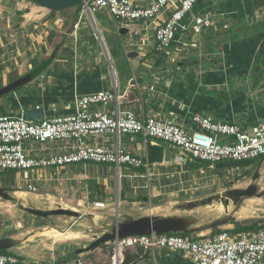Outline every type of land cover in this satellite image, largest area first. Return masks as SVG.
Instances as JSON below:
<instances>
[{"label": "crops", "instance_id": "0c3cea01", "mask_svg": "<svg viewBox=\"0 0 264 264\" xmlns=\"http://www.w3.org/2000/svg\"><path fill=\"white\" fill-rule=\"evenodd\" d=\"M177 1L182 2V0ZM201 1L197 2L198 6L196 4L182 22L185 28H180L171 47L163 51H158L155 44V29L161 21H140V30L134 32L135 38L128 44L130 50L125 49L127 60H123L124 63L115 67L105 38L97 28L95 17L102 14L101 16H109L114 21H119L117 20L119 18L114 17L108 10H100L93 14L90 20L97 29L96 40L99 38L105 51L108 71L104 67V60L97 46H92L96 44L87 42L82 55L79 54L80 44L82 45L80 36L78 44L74 42L75 59L70 57L65 39L72 32L73 22L79 10L76 7L72 12H68L69 9L55 12L28 0H0V88L45 65L44 71L35 80L22 86L25 88L21 93H18L21 87L11 91V103L6 100L0 105V114L28 119L73 114L79 97L116 89L119 93L120 108L133 110L140 117L157 114L174 120L189 131L199 129L193 121L194 114L211 116L216 121L234 123L244 129L252 128L259 121L264 120V59L257 57L264 43V0H208L206 3ZM141 3L145 1L142 0ZM206 13L211 14L212 25L196 33L192 28L194 18ZM167 17V13H164L161 20L164 21ZM69 20L72 21V25L68 27ZM231 23H234V27L238 25L235 28L238 38L233 40H231L233 26L229 27ZM130 25L131 22L118 23L119 35L129 33ZM222 27L225 29H221ZM123 28H127L128 32L123 33ZM104 29L108 28L104 27ZM201 33L204 35L199 40L198 34ZM132 52H136L137 55L132 56ZM148 56L154 57L148 58ZM138 79H142V83L132 84L133 80L138 81ZM13 94L16 95V99L13 98ZM3 97L7 98L4 95L0 99ZM114 108L115 104H111L107 110ZM115 140L116 137L114 138L113 135L96 136L88 138V143L114 147ZM120 143L123 150L141 157L148 166L135 168L124 165L118 168L114 164L88 162L41 168L31 170L29 178L21 174L15 176L17 189L13 191L18 195L29 191L28 184L39 188L47 181L55 184L58 180L82 178L86 179L92 194L93 208L104 210L111 202L108 200L111 195L109 181L112 177L110 171L112 165L116 168V195L120 191L118 184L121 177L126 179L125 185L129 189L126 194H122L123 197L125 196V199L122 198L125 209L121 213L134 215L136 213L127 210L129 204L148 203L150 207L145 206L141 210L149 212L137 214L141 217L155 214V211L161 207V197L166 194L164 191L169 189L175 191L174 181L179 179V176L175 174L167 176L168 170L165 165L184 167L186 171L196 173V169L192 166L193 162L185 165L173 162L180 150L160 139L145 138L142 134H137L129 135L124 143L120 138ZM69 144L70 142L61 141L47 147L53 148L55 152H62ZM43 147L37 144L38 151L35 152L37 156L40 155ZM152 147L163 149L161 161L150 160L154 151L150 149ZM217 164L214 167L209 165V168L214 169ZM43 170L46 171L41 173ZM199 170L204 173L202 168ZM101 177L103 180L99 182ZM156 201L158 202L154 203ZM96 202H103L105 208H96ZM119 202L118 216H120L121 201ZM79 204L85 203L80 201ZM58 205L63 207L60 203ZM72 208L70 210H75L74 207ZM248 212L242 203L236 212L235 223L230 222L225 225L229 228L227 229L233 233L236 223L253 228L252 231H242L237 234L258 232L264 228L256 227L264 220L243 222V220L257 219L248 216ZM49 217H65L68 229H64V232L73 231L74 221L70 219L78 218L66 215ZM212 230L196 233L194 239L213 234ZM19 233L21 234L22 231ZM17 235L18 233L0 235V238L16 240V246L9 249L6 254L15 256L18 261L16 264H73L69 259L70 251L76 256L82 254L78 252L82 249L77 243L80 237L68 238L56 246L48 244L45 249L49 250H41V245L30 244V241L38 236L37 233L26 236L21 243H18L15 237ZM126 251L135 257L131 264H199L186 258L182 252L169 249L145 251L143 248L134 247ZM78 264L83 263L79 261Z\"/></svg>", "mask_w": 264, "mask_h": 264}, {"label": "built area", "instance_id": "2783aa9c", "mask_svg": "<svg viewBox=\"0 0 264 264\" xmlns=\"http://www.w3.org/2000/svg\"><path fill=\"white\" fill-rule=\"evenodd\" d=\"M141 1L83 0L70 35L78 44L83 20L100 10H108L125 22L161 21L155 29V44L158 51H163L171 47L180 28H185L182 22L200 0ZM164 13L168 17L163 21ZM211 17L210 13L196 16L193 30L200 33L203 28L210 27ZM118 94L113 89L81 96L75 112L68 115L27 119L0 114V171L22 172L88 162L114 164L118 168L124 165L146 167L148 164L141 157L121 147V135L137 134L160 139L178 148L180 151L173 162L181 165L201 161L214 167L220 162H247L264 156V120L244 129L234 123L216 121L211 116L194 114L193 121L199 129L189 131L174 120L157 114L140 117L133 110L121 109ZM111 104H115V108L107 110ZM110 135L116 137L114 147L88 143V138ZM61 141L70 142L62 152L47 147ZM37 144L44 146L38 156L35 154ZM37 189L36 185L28 184L29 191L36 192ZM95 207L104 209L105 204L96 202ZM112 243L115 245L112 264H122L125 251L134 247L145 251L169 249L182 252L199 264H264V228L243 234L225 229L198 239L178 233H153L129 236ZM17 262L15 256L0 253V264Z\"/></svg>", "mask_w": 264, "mask_h": 264}, {"label": "rangeland", "instance_id": "374dc122", "mask_svg": "<svg viewBox=\"0 0 264 264\" xmlns=\"http://www.w3.org/2000/svg\"><path fill=\"white\" fill-rule=\"evenodd\" d=\"M30 1V0H28ZM208 0H202L201 3H206ZM198 6V4H197ZM75 8V7H73ZM73 8H69L68 12H72ZM197 11V9H196ZM102 14L96 15V24L97 28L100 31V34L104 36V41L108 47L112 58L113 66H117L118 64L124 63L123 60H127L125 49L130 50L129 42L133 41L135 38L134 32L139 31L141 26H139L140 21H131L130 32L124 35H119L117 31L118 23H125V21H121V19H117L119 21H114L110 19L109 16H101ZM90 18H86L83 20V27L79 31L80 36V44L79 54L82 55L83 50L85 49L84 45L87 42H92L97 46L101 57L103 58L104 67L109 71L108 62L105 56V51L102 47V43L99 38L96 40L97 29L95 25L92 23ZM260 22V21H259ZM264 22V21H263ZM253 23V22H252ZM257 24L256 22H254ZM68 27L72 25V21L67 22ZM233 26V27H232ZM238 25H236L237 27ZM104 27L108 29L105 30ZM232 27L231 40L238 38L237 33H235L234 23L229 25ZM221 29H225L222 27ZM205 33V32H204ZM204 33L198 34V39L200 40ZM96 36V37H95ZM65 45L69 49V55L72 59H75V45L73 41V37L70 35L66 37ZM220 40V39H219ZM225 49V47H224ZM95 54L97 52H94ZM51 55V54H50ZM49 55V57H50ZM85 55V54H84ZM87 57V56H85ZM154 56H148V58H153ZM258 57V54H257ZM229 58V57H228ZM126 62V61H125ZM25 87H21L18 89V93H21ZM17 93V92H16ZM3 97L0 99V105H2L6 100H8L9 104L11 103V95ZM13 98L16 99V95L13 94ZM129 135H121V141L124 143L126 138ZM115 138V136H114ZM169 144V143H167ZM170 145V144H169ZM264 156L260 158H256V160L247 161L248 165L244 167H231L226 166L228 162H221L215 166L214 169H210L209 162H201L195 161L192 164L193 168L196 169V173H191L186 171V168H181L176 165H165L168 170L167 176L171 174H175V176H179V179H176L174 182L176 183L175 191L172 189L164 191V194L161 197V207L155 211V216H169V215H180V216H191L197 219L199 225H204L210 223L212 220L226 216V211L222 203L213 202L211 205L201 206L195 208L193 210H180L177 208L179 204L185 203L190 200H201L207 198L210 195L223 193L225 190L235 187L245 188L249 186L252 182V175L258 170L260 172V177L257 180L261 189H264ZM263 162V164H261ZM261 164V165H260ZM109 165V164H108ZM124 167V166H123ZM162 168V167H160ZM202 168L204 173L199 170ZM116 168L114 166H110V171L112 177L109 181V189L111 195L109 197V206L104 210H99L93 208L94 201L91 200V195L89 191V187L87 186L86 179L82 178H72L65 180H58L54 183L51 181H47L41 187L38 188L36 193L32 192H24L23 198L19 197V194L16 195L15 191L17 189V183L15 178L19 176V174L29 178L31 171H22L21 173H15L16 171H0V187L9 190L13 195L18 198L17 202H11L4 200L0 197V235H6L10 233H18L16 239L18 243H21L26 236H33L35 233L38 234L37 237L33 238L30 241L31 245H41V250H49L45 249V246L49 245H58L62 242H65V239H60L55 241L54 238H49L44 234L45 229L49 228H57L60 231L64 229H68L66 223V218L64 217H48L43 218L40 216H35L24 211L20 206L34 207L40 209H54L62 205L64 208L73 209L80 212V217L71 218L73 220L74 226L73 231H80V238L77 243L80 248L88 247L91 242L94 241V236H101L106 230H108L113 222L118 216V206L121 201V205L119 207L120 210V218H122L124 212V200L122 194H126L129 190L126 184V179L121 177L120 183V191L116 195ZM125 168H123L124 171ZM50 170V169H49ZM43 170L41 173L45 172ZM165 171V170H164ZM163 172V170H162ZM201 173V174H200ZM16 176V177H15ZM38 176V175H37ZM103 177L99 178V182H102ZM102 184V183H100ZM96 191V190H95ZM96 193V192H95ZM40 194V195H39ZM25 195V197H24ZM49 195V196H48ZM120 195V200H119ZM41 197V198H40ZM44 197V198H43ZM41 199V200H40ZM80 201H84V205L79 204ZM158 201L154 202L157 203ZM167 202V203H166ZM130 206L127 208L128 211L136 213L133 216L139 217L138 215L143 213H148L149 211H142L141 209L145 206L148 208V203L140 202L138 204H129ZM150 205V204H149ZM245 209H247L248 216L257 217V219H249L243 220V222H252L257 220H264V197H257L248 199L243 202ZM234 206L231 204L229 210L231 211ZM127 211V212H128ZM129 214V213H128ZM138 214V215H137ZM152 215V214H148ZM236 215V214H235ZM206 218V219H205ZM18 226V227H17ZM17 228V229H15ZM228 227L222 226L219 230H225ZM215 229V228H214ZM229 229V228H228ZM227 229V230H228ZM22 233L20 234L19 232ZM26 231V232H25ZM212 232V231H211ZM210 232V233H211ZM188 237L194 239L196 238V233L187 234ZM67 240V239H66ZM44 242V243H43ZM113 241L106 243L105 245L98 246L97 248L89 251L88 253H82L78 256L74 255L72 251H70L69 259L72 260L73 264H78L81 261L83 264H112V258L114 256V248L115 245L112 243ZM46 244V245H44ZM77 247V246H76ZM77 252L76 250H74ZM1 253V252H0ZM5 254V253H2ZM45 260H47L45 258ZM42 262V261H41ZM57 262V261H53Z\"/></svg>", "mask_w": 264, "mask_h": 264}, {"label": "water", "instance_id": "95a60500", "mask_svg": "<svg viewBox=\"0 0 264 264\" xmlns=\"http://www.w3.org/2000/svg\"><path fill=\"white\" fill-rule=\"evenodd\" d=\"M35 4L47 8L51 11L60 12L69 8L80 6L83 0H30ZM123 33L128 32L127 28L122 29ZM264 54V43L261 46V50ZM132 56H136V52L131 53ZM45 69V65L37 67L35 70L29 72L28 74L18 78L12 83L0 88V97L9 94L11 91L22 87L33 80H35ZM142 83V79L133 80L132 84ZM26 118V117H25ZM28 119V118H27ZM247 162H228L226 166L231 167H244L247 166ZM260 177V172L256 170L252 177V182L249 186L245 188L235 187L225 190L223 193H217L208 196L207 198L195 201H188L178 205L179 209L183 210H193L195 208L211 205L213 202L222 203L226 216L218 217L212 220L208 224L199 225L196 218L191 216H180V215H170V216H153L145 215L141 217H134L130 214H123L122 218L118 216L111 227L106 230L101 236L95 235L94 241L90 243L88 247L79 249V253H85L97 248L100 245L109 243L111 241H117L122 238H126L134 235H150L156 234H167V233H200L214 228H220L227 225L230 222L236 221L235 214L240 209L242 203L248 199L261 198L264 197V189L258 184V179ZM0 197L4 200L17 202L18 198L13 195L9 190L0 187ZM234 208L230 211V205ZM24 211L47 218L49 216L55 215H66L71 217H79L80 213L75 210L65 209L61 206L56 209L44 210L34 207L20 206ZM17 244L16 240L13 238H0V250H9L15 247Z\"/></svg>", "mask_w": 264, "mask_h": 264}, {"label": "trees", "instance_id": "16d2710c", "mask_svg": "<svg viewBox=\"0 0 264 264\" xmlns=\"http://www.w3.org/2000/svg\"><path fill=\"white\" fill-rule=\"evenodd\" d=\"M79 7L80 6H77L76 9H79ZM52 57H56V56H52ZM52 57L50 59H52ZM258 59H264V54L262 52L258 53ZM10 94H12V92H10L8 95H10ZM150 149H154V151H152L153 153L151 154L150 160L152 162L153 161H161L162 156H163V149L158 148V147H152ZM231 223H235V222H231ZM256 227H258V228L264 227V221L260 225H257ZM252 230H253L252 227L247 228L246 226H242V224L236 223V227L234 228L233 231L235 232V234H237V233H240L242 231H252ZM220 231L221 230H219V228H215V229L212 230L213 233L220 232ZM178 234H181V235H184V236H188L185 233H178ZM103 245H105V244H103ZM7 251L8 250H0L1 253H5V254H7ZM123 255H125L124 264H131L132 260L135 258L134 255H132L128 251H126L125 254H123Z\"/></svg>", "mask_w": 264, "mask_h": 264}, {"label": "bare ground", "instance_id": "6f19581e", "mask_svg": "<svg viewBox=\"0 0 264 264\" xmlns=\"http://www.w3.org/2000/svg\"><path fill=\"white\" fill-rule=\"evenodd\" d=\"M20 192H21V190H20ZM19 194V197L22 199L23 198V193H18ZM40 195V194H39ZM49 196V195H48ZM24 197H25V195H24ZM41 198V197H40ZM44 198V197H43ZM41 200V199H40ZM167 203V202H166ZM206 219V218H205ZM26 232V231H25ZM46 234L45 235H47V236H49V238H50V236H52L53 238H55L56 240H60V239H68V238H79L80 237V234L79 233H77V232H74V231H67V232H64V231H60V230H58L57 228H51L50 230H49V228L48 229H45V231H44ZM52 239V238H51ZM70 240V239H69ZM118 257H119V255H118ZM117 260H118V262H119V259L117 258ZM117 262V263H118Z\"/></svg>", "mask_w": 264, "mask_h": 264}, {"label": "flooded vegetation", "instance_id": "af4514ba", "mask_svg": "<svg viewBox=\"0 0 264 264\" xmlns=\"http://www.w3.org/2000/svg\"><path fill=\"white\" fill-rule=\"evenodd\" d=\"M254 175V174H253ZM253 175H252V177H253ZM251 182H252V180H251ZM253 183V182H252Z\"/></svg>", "mask_w": 264, "mask_h": 264}]
</instances>
